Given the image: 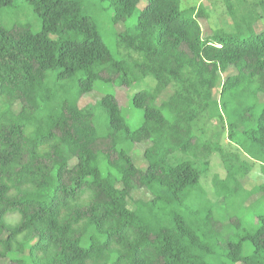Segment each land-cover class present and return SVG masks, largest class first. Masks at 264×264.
<instances>
[{
	"label": "trees",
	"instance_id": "1",
	"mask_svg": "<svg viewBox=\"0 0 264 264\" xmlns=\"http://www.w3.org/2000/svg\"><path fill=\"white\" fill-rule=\"evenodd\" d=\"M16 1L0 0V15ZM25 1L38 32L0 18V264H264V215L219 213L201 188L221 155L227 175L213 193L229 211L242 208L254 194L242 184L249 166L225 156L221 136L199 135L226 115L228 139L264 176V30L204 38L203 6L184 17L181 0H97L126 27L117 49L135 58L119 61L83 0ZM98 84L137 87V129L116 92L79 107ZM145 142L141 170L130 153ZM140 189L151 199L131 210ZM255 192L258 206L264 184Z\"/></svg>",
	"mask_w": 264,
	"mask_h": 264
},
{
	"label": "rangeland",
	"instance_id": "2",
	"mask_svg": "<svg viewBox=\"0 0 264 264\" xmlns=\"http://www.w3.org/2000/svg\"><path fill=\"white\" fill-rule=\"evenodd\" d=\"M84 13L91 17L98 28V31L107 45L109 50L114 54L115 58L119 61L127 58L132 61L135 55L130 53V56L125 51L119 52L117 49L116 35L126 28L124 24L113 25L112 17L113 11L109 9L107 4H101L97 0H83ZM144 6L141 3L138 9ZM203 6L206 9V20H199L203 29L204 38H209L213 33H225L235 34L236 31L244 30L247 32L252 28L258 33L264 30V0H181V12L184 17L193 16L190 9L199 8ZM1 21L4 26L9 27L13 24L28 25L32 32H38L41 29V24L34 14L32 8L26 3L25 0H17L15 5L6 8L0 15ZM235 18V20H234ZM259 20V21H258ZM136 22L132 19L129 20L127 26L134 27ZM247 33L244 34L247 35ZM236 74L234 69H230L227 74L222 77L225 80L228 76ZM146 86L145 84L141 87ZM137 87L125 88V87H110L102 84L97 85V89L91 93L84 95L79 101V107L81 109H93L97 103L103 98V92L112 93L116 92V97L125 118L128 120L132 130L137 129L143 122L142 113L139 110L134 109L131 106V98L134 95ZM172 95L171 90L165 91L158 100V103L165 102ZM219 93L216 90L214 92V99L218 100ZM260 103H264V96H260ZM1 103V99H0ZM1 105V104H0ZM1 107V106H0ZM15 114L21 111V105L17 103L13 107ZM228 118L225 115L224 122L211 120L205 121L202 126V130L199 131V135L203 141L214 139L216 136H221V144L224 148V154L232 163L238 167L249 166V172L242 179V184L246 192L254 193L249 195L242 208L236 206L232 211H229L224 202L218 199L213 193V181L215 179L222 180L227 175V169L221 155H213L210 159V170L201 180V188L207 193L209 200L214 204L215 209L222 214L230 215V213L245 214L246 216H260L264 215V203L257 205V201L261 197L262 193L255 192L260 186L264 184V176L261 171V165L252 160L248 155L244 153L241 148L236 147L228 139ZM149 142L135 145L131 150V156L135 164L141 169L146 170L148 168V162L145 159V151L150 147ZM234 157L239 158L238 161ZM151 199L149 192L144 189L136 190L129 198V208L135 210L137 208V201L147 202ZM226 208V210H225ZM227 218V217H226ZM12 221L16 219L12 218ZM223 221V220H222ZM220 227V223L218 224ZM229 227L228 221H223L222 228Z\"/></svg>",
	"mask_w": 264,
	"mask_h": 264
}]
</instances>
